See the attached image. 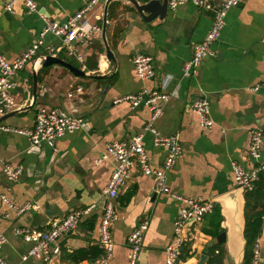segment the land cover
<instances>
[{"label": "crops", "instance_id": "obj_1", "mask_svg": "<svg viewBox=\"0 0 264 264\" xmlns=\"http://www.w3.org/2000/svg\"><path fill=\"white\" fill-rule=\"evenodd\" d=\"M9 1L0 0V57L11 62L39 39L44 20L62 24L89 0H32L37 11L31 14L21 1L14 4L13 13L5 12ZM136 1L143 4L150 0ZM209 1L220 4L222 0ZM105 3L106 0H97L85 15L88 25L98 28L88 44L76 47L85 69L65 53L57 55L87 74L106 75L105 79L78 77L59 65L35 67L33 61L15 78L16 105L5 114L9 117L0 122V196L17 208L30 207L17 214L0 199V235L6 239L1 257L6 264H44L40 258L22 260L30 245L17 234L18 230L45 229L51 220L90 207L94 209L80 220V228L77 226L75 232L61 240L57 264H75L70 258L73 252L99 248L104 189L113 162L95 161L107 144L141 133L150 119L145 106L132 110L126 102H115L127 94L145 89L172 95L167 102H160L162 115L154 122L161 135H176L183 150L182 158L166 176V186L172 194L210 201L223 213L218 198L236 189L232 164L243 169L252 166L248 156L249 132L264 131V90H248L264 82V0H241L228 11L224 28L212 47L214 57L205 59L191 79L182 77V68L191 56L192 46L201 42L209 30L210 12L185 4L174 11L168 9L163 20L146 23L127 0H113L107 9L108 16L112 4L105 32L115 58L113 64L106 60L102 41ZM58 44V38L46 35L38 57ZM137 54L153 59L154 78H137L131 63ZM77 87L83 89L82 95L69 98L68 93ZM195 99H205L209 104L213 125L207 129L190 108ZM40 106L83 120L80 130L57 140L55 151L47 146L33 148L25 138L2 131L31 127ZM143 141L149 168L158 169L165 150L154 147L148 133H144ZM3 164L21 168L15 182L6 180ZM156 189L154 180L144 176L134 164L129 181L114 202L117 219L111 229L113 249L107 264H129L127 237L143 221L148 222V230L137 264H165L164 251L173 239L179 203ZM204 228L210 229L206 217L200 224H188L187 244L183 248H189L190 257L180 258L181 264H197L202 255L206 256L213 241L203 233ZM221 228L230 229L226 216L222 217ZM258 242L259 264H264V230ZM223 250V264H235L231 244H223Z\"/></svg>", "mask_w": 264, "mask_h": 264}, {"label": "built area", "instance_id": "obj_2", "mask_svg": "<svg viewBox=\"0 0 264 264\" xmlns=\"http://www.w3.org/2000/svg\"><path fill=\"white\" fill-rule=\"evenodd\" d=\"M18 1L23 2L28 14L37 11V6L32 0H10L5 4L4 11L13 13L14 4ZM96 1L89 0L85 2L73 16H70L62 24L44 20V28L39 39L13 61L8 62L0 57V117L15 107L14 91L17 87L15 78L28 63L33 61L35 67H39L41 58L45 56L57 57L59 53H65L81 64L83 70L85 69L83 57L76 51V47L78 44H88L93 33L98 31L97 27L88 25L85 19V15ZM239 2L241 0H222L220 4H214L209 0H167V7L171 11L185 4H192L199 10L212 14V24L209 30L201 42L192 46L191 56L183 65L182 77L184 79L195 78L201 63L207 58L214 57L215 53L212 47L219 39L224 28L226 15ZM48 34L58 38L59 44L53 48H48L45 56L38 57L42 41ZM131 63L137 78L140 80L154 78V62L149 55L137 54L131 59ZM259 89L264 90V82L249 88L248 91L255 93ZM82 93L83 89L77 87L74 91L68 93V97L72 98L74 94L82 95ZM171 97V94L142 89L115 101L116 103L126 102L132 110L141 106L147 107L150 111V119L141 133L126 140L113 141L107 144L104 152L95 161L96 164H100L105 160H111L113 162V170L104 189V204L98 226V245L104 254L89 264H107L111 257L113 249L111 229L117 219L114 202L119 196L120 189L129 181L134 164L139 167L140 172L144 176L154 180L157 191L169 194L179 203L177 216L173 222V239L164 251L165 264H181L180 255L182 248L187 244L185 232L188 224H200L204 217L213 210L214 204L212 202L204 201L200 198L193 199L184 195L172 194L166 186V176L173 169L176 162L182 158L183 150L176 135H161L154 127V122L162 115L160 102L165 103ZM190 108L199 116L200 124L203 128L207 129L213 125L210 119V107L205 99H195L190 104ZM82 125L83 120L79 117L40 106L36 110L31 127L22 129L2 128V131L25 138L29 146L33 148L47 146L55 151V145L59 138L80 130ZM144 133H148L151 136L154 147L164 149L166 152L163 163L158 169L152 170L148 166L143 141ZM249 137L248 156L252 166L249 169H243L238 164H232L234 186L244 191L251 189L258 173H264V131L252 129L249 132ZM2 172L6 180L13 183L20 176L21 168H13L3 164ZM0 199L17 214L23 213L30 207L26 205L22 208H17L5 196H0ZM93 209L94 207L84 210H73L62 219L51 220L45 229L22 228L18 230L17 234L24 242L30 245L29 251L22 257V260L40 258L44 264H57L61 254V240L75 232L83 216ZM147 230L148 222H140L127 237L129 264H137L138 255ZM5 243L6 239L0 235V264H6L1 257V250ZM260 255V244L257 240L253 248L251 264H259Z\"/></svg>", "mask_w": 264, "mask_h": 264}, {"label": "water", "instance_id": "obj_3", "mask_svg": "<svg viewBox=\"0 0 264 264\" xmlns=\"http://www.w3.org/2000/svg\"><path fill=\"white\" fill-rule=\"evenodd\" d=\"M113 0H106L103 17H102V41L103 46L105 49V57L106 60L115 63V58L113 53L111 52L105 38L106 26H107V9L109 4ZM139 14L141 19L146 22L150 23L156 19L163 20L168 13L167 7V0H150L146 3L140 4L136 0H127ZM52 65H59L63 68H66L70 73L75 76L82 77V78H89L91 80H101L105 79L106 75H93L87 74L83 70L67 63L58 57L53 56H45L41 58L40 67H48ZM36 88L37 82L36 78L34 77L33 80V96L35 99L36 96ZM9 115H5L0 118V122L7 119ZM244 190L241 188H236L234 191L225 194L224 196L218 198L217 203L221 204V207L225 210L222 213L220 209V214L222 217L226 216L230 225V229H225L216 237L212 238L213 245H220L224 244L227 245L228 243L232 246V254L234 256L235 264H242L243 256H244V249H245V240L243 237L244 232V198H243ZM104 204V202H103ZM220 208V207H219ZM80 228V225L78 226ZM206 256L202 255L197 264H204Z\"/></svg>", "mask_w": 264, "mask_h": 264}, {"label": "trees", "instance_id": "obj_4", "mask_svg": "<svg viewBox=\"0 0 264 264\" xmlns=\"http://www.w3.org/2000/svg\"><path fill=\"white\" fill-rule=\"evenodd\" d=\"M111 7L108 11V20L111 18ZM43 68V67H42ZM244 232L243 237L246 242L242 264H251L253 248L257 240L260 239L264 228V173H258L256 180L253 181L250 190L244 191ZM208 216V217H207ZM208 219L210 229H203V233L214 238L223 230L221 228L222 216L218 205H214L212 212L205 216ZM204 217V218H205ZM93 222V220H91ZM93 224V223H91ZM93 226L90 225L89 230ZM104 254L98 247H90L73 252L70 258L75 264L83 261L94 262ZM223 245H211L206 255V264H223L224 261ZM189 248L185 247L181 251V260L189 258Z\"/></svg>", "mask_w": 264, "mask_h": 264}]
</instances>
